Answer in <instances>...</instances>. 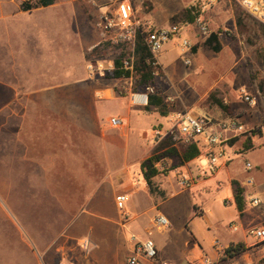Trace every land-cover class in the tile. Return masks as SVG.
I'll return each instance as SVG.
<instances>
[{"label": "rangeland", "instance_id": "rangeland-1", "mask_svg": "<svg viewBox=\"0 0 264 264\" xmlns=\"http://www.w3.org/2000/svg\"><path fill=\"white\" fill-rule=\"evenodd\" d=\"M95 1L55 0L50 7L21 12L22 2L34 1L0 0V79L15 85L17 89L19 88L18 94L23 96L22 106L16 107V115L9 110L7 115L2 113L5 116L4 126L19 125L18 110L25 114L22 116L23 126L45 128L53 126L56 122L70 128L77 126L79 120L75 110H70L69 122L66 124L65 121L61 122L46 104L30 103L24 98L33 91L45 90L47 87L78 78L81 63L79 56L85 51L84 43L91 41L95 29V14L98 9V4L93 3ZM130 2L136 11V17L141 20H149L154 24L187 22L184 12L189 8L190 0H130ZM208 18L211 32L218 36L220 51L214 52L204 45L208 37L200 38V42L194 45L197 53L192 57V64L185 65L184 53L177 46L179 40L174 39L169 44L167 55L162 59L176 61V66L166 69L168 75L162 68L161 71L159 69L153 84L160 81L161 73V90L165 97L166 115L174 111H191L206 115L214 122H221L227 117L238 118L244 130L231 135L223 143L228 153L226 160L229 162L226 167H221L220 160L217 170L210 172L207 157L202 150L189 163L195 177L214 178L212 179L214 184L219 181L224 183L222 187L213 185L205 190L206 193L192 200L189 191H180L173 172L161 175L164 178L161 186L164 187L170 201L180 200L184 206L188 200L191 202V212H194L192 201H196L210 222L213 219L219 225L225 226L227 231H231V226L236 225L238 231L233 235L239 236L251 219L260 218L261 214L264 217V96L260 91V85H264V26L235 7H217ZM188 30L195 39L199 38L193 29ZM87 52L90 53V49ZM87 52L85 60L89 54H86ZM193 68L196 70L191 71ZM184 72L192 75H185ZM100 83L113 84L110 79H104ZM128 86L132 88V92L143 90L133 89V79L131 85L117 83L114 88L120 95H125V87ZM241 89L256 97L254 105L250 106L241 100L239 96ZM216 100L221 101L227 109L223 111L216 104ZM133 112L136 133L133 134L131 141L139 138L141 144L136 152L137 156H142L146 150L154 146L153 125L157 121L167 125L166 116L163 118L161 115L146 113L145 108L141 106H136ZM2 120L1 118L0 121ZM6 138L10 139L7 135L0 134V144ZM248 138L252 142L251 148L245 150L243 145ZM9 144L12 147L6 153L0 146V264H34L33 256L30 262L28 251L30 242L26 235L31 229L38 230L41 225L50 222L53 216L46 208V199L41 204L39 200L31 197L29 180L18 178L19 171L26 173L29 169L26 165H19L13 158L15 153L13 142ZM37 151L46 153L41 147ZM42 158L44 159V156ZM173 162L175 163V160ZM247 162L252 166L250 170L245 167ZM159 163L167 169L171 168L168 164L171 166L172 161L167 158ZM134 168V173L139 175L140 181L144 180L139 168L137 166ZM180 170L188 177L183 166ZM229 176L244 183L250 178L253 179L252 185H245L244 201L247 209V216L243 219L245 222L237 216L232 188L227 182ZM252 196L259 198L258 206L251 204ZM229 200H232L231 204L227 203ZM128 206L127 203L126 208ZM208 210L212 213L210 217ZM255 228L252 226L247 230L248 239L252 241H255L251 236ZM204 231L208 229L205 227ZM263 250L264 245L257 250L245 252L240 258L255 259L256 253Z\"/></svg>", "mask_w": 264, "mask_h": 264}, {"label": "crops", "instance_id": "crops-1", "mask_svg": "<svg viewBox=\"0 0 264 264\" xmlns=\"http://www.w3.org/2000/svg\"><path fill=\"white\" fill-rule=\"evenodd\" d=\"M113 1L96 0L93 3L102 7L112 5ZM156 25L167 27L169 24L161 22ZM95 29L91 41L84 43L85 51L79 56L81 63L77 79L47 87L45 90L33 91L24 98L30 103L46 104L47 108L66 124L69 122L70 110H75L79 120L76 127L61 126L59 122L45 128L23 126L22 116L25 114L19 110L17 111L19 125L4 126V115H7L8 110L16 115V107L22 106L23 96L18 94L19 88L17 89L15 85L0 79V120L3 119L0 121L3 122L0 125V134L10 137L3 143L1 141V149L6 153L12 147L9 143L13 142L15 150L13 158L19 165H26L29 169L26 173L19 171L18 178L29 180L31 197L39 200L41 204L46 199V208L53 216L50 222L41 225L38 230L31 229L26 235L30 242V246L28 245L30 262L33 256L34 264H127L134 245L130 240L132 234L138 241L152 239L156 246L158 261L168 264H203L204 258L210 259L213 264L263 262L264 250L256 253L255 259L240 258L245 252L257 250L264 245L254 237L255 241L248 239L247 233L252 226L262 225L264 221L262 214L260 218L251 219L239 236H234L233 234L238 231L236 225L234 226L237 230L231 229L233 231L231 232L213 219L210 222L196 201H192L194 212L190 211L191 202L188 200L184 206L180 200L170 201V197L161 186L164 179L161 175L173 172L178 184V173L184 176L180 170L181 166L188 173L186 177L191 178L193 183L188 188H182L179 184L178 187L180 191H189L192 200L195 197L199 198L213 185L218 188L223 186L224 183L220 181L215 182V185L212 180L214 178L195 177L193 170L189 168L192 160L181 166L172 167L174 162L170 159L172 164L168 166L171 168L167 167L165 173L160 172L151 179L153 191L149 189L145 179L140 181L139 175L134 173V167L137 166L142 175L140 164L151 155L155 145L142 156H137L140 140L136 137L131 141L133 134L136 133L133 121L136 106L130 101L132 88L125 87V95H120L114 88L117 83L131 85V79H110L113 84L104 85L100 81L109 78L105 77L98 81L88 78L87 64L91 61L92 54L87 51L89 49L91 51L99 41V34ZM188 34L195 44L200 42V37L195 39L190 32ZM171 42L164 46L157 59L160 71L162 68L167 75L166 69L176 66V61L162 59L167 55ZM85 52L89 53L86 60ZM196 53L197 50L194 53L191 50V60ZM194 70L196 69L193 68L191 71ZM159 80L153 86L162 94L161 73ZM146 113L161 115L155 108ZM165 116L167 123L168 115ZM161 117L164 118L162 115ZM110 118H119L122 124L113 128L109 124ZM153 126L155 128L165 125L157 121ZM40 147L46 153L37 151ZM224 152L221 167H226L229 162L226 160L228 153L225 149ZM42 156L44 159H41ZM162 166L164 165L160 163L156 165L159 170ZM235 180L245 192V183L229 176L227 182L232 192V181ZM119 194L127 196L123 211L119 210L115 203V197ZM231 201L227 203L231 204ZM127 203L129 206L126 208ZM125 212L128 214L126 219ZM207 212L210 217L211 211ZM160 215L167 218L169 223L166 227H159L155 223V219ZM237 216L240 220L245 219L247 209L244 208L242 215H239L237 210ZM203 226L209 232H205ZM215 241L219 242V246L214 245ZM238 244H243L246 250L233 256L225 254L229 247ZM141 264L157 263L142 261Z\"/></svg>", "mask_w": 264, "mask_h": 264}, {"label": "built area", "instance_id": "built-area-1", "mask_svg": "<svg viewBox=\"0 0 264 264\" xmlns=\"http://www.w3.org/2000/svg\"><path fill=\"white\" fill-rule=\"evenodd\" d=\"M217 7L239 8L243 12L255 18L258 23L264 26V0H190V14L194 17L192 23H171L167 27H161L149 20H141L136 17V11L130 0H114L112 5L98 7L94 25L99 34V41L93 47H97L98 52L92 54L91 61L87 64L88 78L92 81L104 79L108 72L114 69V61L121 56L122 66L132 72L133 54L138 33L142 35L144 44L148 48L152 64H158V55L164 46L174 39L179 40L177 46L184 53L183 62L185 65L191 63V50L195 43L188 34V29H193L200 38H207L212 33L209 28L208 16ZM91 49V52L93 50ZM157 72L155 73V76ZM132 80V77H130ZM153 92L152 86L145 87L142 91L130 93V101L134 106L145 107L147 105V95ZM239 96L243 102L250 106L255 104L256 97L244 89L239 90ZM109 124L116 128L122 124L119 118H110ZM167 125L155 127L152 134V142L156 146L160 142L169 138L174 146L195 145L199 154L202 150L207 157L208 169L215 172L220 160L224 157L223 143L238 132L244 130L238 119H225L221 122H214L206 115L196 114L191 111L172 112L167 116ZM247 170L251 169V164H245ZM160 172L165 173V166L160 168ZM178 184L182 188H188L193 180L178 173ZM253 179L246 181L245 185H252ZM127 196L119 194L115 197V203L119 210L123 211ZM251 204L258 206L260 200L257 196H252ZM128 214L124 213L126 219ZM159 227H166L168 220L160 215L155 219ZM236 231V226H231ZM252 236L259 242L264 243V221L262 225L252 231ZM130 240L134 242L131 255L127 259V264H141L142 261H151L157 264H168L159 262L157 250L152 239L138 241L132 234ZM219 246V242H214ZM203 264H213L208 259H203ZM241 264H255L245 261ZM264 264V261L259 263Z\"/></svg>", "mask_w": 264, "mask_h": 264}, {"label": "trees", "instance_id": "trees-1", "mask_svg": "<svg viewBox=\"0 0 264 264\" xmlns=\"http://www.w3.org/2000/svg\"><path fill=\"white\" fill-rule=\"evenodd\" d=\"M33 3L22 2L20 5L21 11H30L35 8L39 7H47L54 3L55 0H33ZM185 18L187 22L192 23L194 21V17L190 14L189 8L184 12ZM240 21V19H238ZM264 34V28H263ZM204 45L210 47L211 50L214 52L220 51L221 45L218 41V36L216 33L212 32L210 36L205 40ZM196 51V47L192 48V52ZM264 51V47H263ZM98 52L97 47L93 48L91 54H96ZM153 60L151 54L144 44L142 35L138 33L134 54H133V70L132 72L126 70L122 66L121 56H119L114 61V69L107 74V78L109 79H127L132 77L134 80V90L144 89L147 86L153 87V92L148 93L147 95V105L145 106L146 111H150L151 108H155L158 112L165 116L167 114L166 104H165V97L163 94L159 92L153 86L155 73L159 71L160 66L153 65ZM260 91L264 96V85H260ZM216 104L225 111L227 107L221 102L216 100ZM251 139L248 138L246 142H244L245 150H249L251 148ZM199 155V150L195 145L183 146L182 148H178L174 146L169 138L163 140L156 146L152 152V154L144 159L140 164V169L144 179L146 180L149 189L153 191V186L151 183V179L160 173V170L156 167L157 163H159L162 159H173L175 160L174 165L172 167L181 166L184 163H187ZM233 186V198L236 205V208L239 212V215H242L243 210L245 208V201H244V189L243 187L237 182L232 181ZM246 250V247L243 244H238L235 247H229L225 254L228 256H233L235 254L241 253ZM264 261V259H263Z\"/></svg>", "mask_w": 264, "mask_h": 264}]
</instances>
